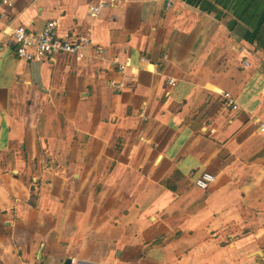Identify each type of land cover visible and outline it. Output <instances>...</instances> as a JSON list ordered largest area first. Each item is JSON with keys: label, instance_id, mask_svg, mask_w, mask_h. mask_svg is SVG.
I'll use <instances>...</instances> for the list:
<instances>
[{"label": "crops", "instance_id": "obj_1", "mask_svg": "<svg viewBox=\"0 0 264 264\" xmlns=\"http://www.w3.org/2000/svg\"><path fill=\"white\" fill-rule=\"evenodd\" d=\"M0 16V264H264V0H19ZM49 21L88 57L6 45Z\"/></svg>", "mask_w": 264, "mask_h": 264}, {"label": "built area", "instance_id": "obj_2", "mask_svg": "<svg viewBox=\"0 0 264 264\" xmlns=\"http://www.w3.org/2000/svg\"><path fill=\"white\" fill-rule=\"evenodd\" d=\"M19 0H0V7L13 8ZM106 3H100L98 6L91 8V15L96 16ZM1 22V16H0ZM6 45L13 46L16 56L27 62H42L44 60H53L58 54H66L74 57L78 61H82L88 57V50L92 47V41L86 36H74L62 38L58 34V24L56 21H49L40 32L29 31L24 26L15 28L9 35ZM96 55L103 54L100 47L94 48ZM143 61H145L143 59ZM248 66V62L245 63ZM124 65L120 66L121 71L125 70ZM170 85H175L174 80H169ZM227 105L237 110L233 96L225 93ZM264 132V125L261 127ZM215 181V177L211 174L204 173L196 181L197 187L206 190Z\"/></svg>", "mask_w": 264, "mask_h": 264}, {"label": "trees", "instance_id": "obj_3", "mask_svg": "<svg viewBox=\"0 0 264 264\" xmlns=\"http://www.w3.org/2000/svg\"><path fill=\"white\" fill-rule=\"evenodd\" d=\"M253 39L255 40L258 49L264 51V21L262 22L256 33L254 34Z\"/></svg>", "mask_w": 264, "mask_h": 264}, {"label": "water", "instance_id": "obj_4", "mask_svg": "<svg viewBox=\"0 0 264 264\" xmlns=\"http://www.w3.org/2000/svg\"><path fill=\"white\" fill-rule=\"evenodd\" d=\"M71 263V260H67L65 264H70Z\"/></svg>", "mask_w": 264, "mask_h": 264}]
</instances>
